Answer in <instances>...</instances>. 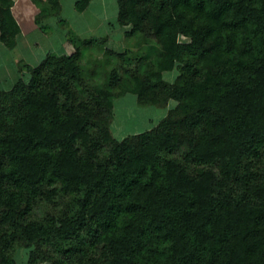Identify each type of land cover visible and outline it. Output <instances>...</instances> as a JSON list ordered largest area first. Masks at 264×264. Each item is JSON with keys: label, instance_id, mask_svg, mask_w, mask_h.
Returning <instances> with one entry per match:
<instances>
[{"label": "trees", "instance_id": "obj_1", "mask_svg": "<svg viewBox=\"0 0 264 264\" xmlns=\"http://www.w3.org/2000/svg\"><path fill=\"white\" fill-rule=\"evenodd\" d=\"M32 1L43 31L46 18L64 20L62 0ZM14 2L0 0L10 48L22 34ZM117 19L126 39H155L156 56L106 48L119 60L93 83L81 61L108 38L71 33L72 52L20 59L28 78L0 89V264H16L18 247L28 264H153L141 223L108 232L124 191L150 201L153 228L172 241L168 264H200L208 245L207 264H264V0H118ZM129 80L139 104H176L118 138L114 104Z\"/></svg>", "mask_w": 264, "mask_h": 264}, {"label": "rangeland", "instance_id": "obj_2", "mask_svg": "<svg viewBox=\"0 0 264 264\" xmlns=\"http://www.w3.org/2000/svg\"><path fill=\"white\" fill-rule=\"evenodd\" d=\"M71 0H63L64 9L60 13V17L63 21L59 20L56 24L61 31L64 29L70 30L72 34H76L75 25L80 21L85 22L83 15L77 16L75 11L71 8ZM32 0H24V4L21 5L22 12L29 16L33 14L36 5H33ZM18 6V3H17ZM32 16V15H31ZM110 15L109 18H111ZM59 17H53V21H57ZM86 23V22H85ZM53 24H51L52 26ZM98 26L99 24H93ZM49 26L46 28L44 33L34 31L28 33L25 37L21 34L18 37V43L13 48H10L4 43L0 38V89H8L11 87L12 82L17 78L25 76L24 72L19 70L20 59L25 60L27 57L35 56L39 58L43 53L47 52L49 49L53 50V44L60 46L61 35L56 32L58 29ZM67 29V30H68ZM58 30V31H59ZM105 32V25H100L99 30L96 34H92L91 38H103L111 37L110 32L107 36L99 34ZM71 33H67V37L70 38ZM64 35V39L66 38ZM103 35V36H102ZM122 32H116L112 35L111 42H95L94 45L86 47V52L82 58V65L84 67L85 75L87 79L93 80V83H102L104 81L105 71H109L114 65L117 64L118 58L116 56L109 55L105 53L106 48H112L115 50H122L124 47L130 49V56L132 58H138L140 56H149L154 58L156 56V49L158 48V43L153 38H147L144 34H137L129 39L124 38ZM47 36V37H46ZM49 36V37H48ZM185 38L184 36H181ZM60 40H59V39ZM38 41L37 45H31L29 42ZM30 46V49L29 47ZM33 51L34 53H32ZM19 61V63H18ZM96 72L93 75V72ZM179 74V69L176 67L172 70L163 73V77L166 80L174 81ZM26 79L28 76H25ZM128 79V78H127ZM128 86V90L123 95L119 96L115 100L114 104V115L112 120V131L118 138H123L127 135L133 134L136 131L146 129L145 127H153L155 123L165 117L169 108L174 107L175 101H171L168 106L160 107L155 105H141L137 101V97L134 93L130 92L132 87V82H124ZM160 177L158 179L157 186H166L163 179V170L160 168ZM152 174V169L148 166L145 172L139 177V181L148 184L150 182V177ZM157 190V188H156ZM121 208L119 214L117 215L114 222H112L108 232L114 233L116 235H123L125 233V227L133 222L141 223L144 230L145 241L144 248L142 250L143 254L149 257L150 262L153 264H168V258L171 255L170 248L172 246V241L164 238L163 233L159 229H154L152 222L154 218L153 208L151 206L148 198H140L138 193L131 191H124L122 194ZM170 207L167 208V210ZM178 208L174 206L170 214H179ZM222 240H218V244H223ZM214 252V246L208 245L207 249L203 251L200 255V264H207L210 260L211 254ZM16 264H28V250L25 247H18L16 252Z\"/></svg>", "mask_w": 264, "mask_h": 264}, {"label": "crops", "instance_id": "obj_3", "mask_svg": "<svg viewBox=\"0 0 264 264\" xmlns=\"http://www.w3.org/2000/svg\"><path fill=\"white\" fill-rule=\"evenodd\" d=\"M14 5H13V13L16 17V19L18 20V22L20 23L21 27H22V34L26 37L28 33L34 32V31H38L41 33H44V31L39 27V25L35 22V17L36 15L40 12V9L38 7H35L33 14H30L29 16H27L26 14H24L22 11V7H20L21 5L24 4V0H14ZM71 8L75 11V13L77 14L78 17H80L81 15H83L85 22L80 21L79 23H77V25H75L76 28V35H78L81 38H91L89 37L92 34H96L99 30L100 25H105V32L99 33V34H103L104 36H107V33H111L110 34V38L109 36L107 38L109 42H111V38L112 35L116 32H122L123 33V37L125 38L124 35V30L123 28L119 25L118 23V19H117V15H118V0H91V2L89 3L88 7L84 10V11H79L76 9L75 6V2L76 0H71ZM18 3V6H17ZM63 3V0H62ZM35 5V4H33ZM62 11L64 9V6L62 4ZM61 11V13H62ZM32 15V16H31ZM110 15H112L111 18ZM53 17L51 18H46L44 20V22L47 24H53V28L56 27V29L59 30L58 26L56 24L59 23V19L57 21H53L52 20ZM93 24H99L98 26H94ZM68 29V27H67ZM64 29L61 31V29L58 31H56L58 33V35H61L62 39L60 40V46L56 45L55 43L53 44V51H58V52H72L73 50V46L69 40V38L67 37V33H71L70 30L68 29ZM45 34V33H44ZM64 35H66V38L64 39ZM102 35V36H103ZM47 37V36H46ZM49 37V36H48ZM30 46L31 45H37L38 41H32L29 42ZM30 46L29 49H30ZM48 51H51V49H49ZM32 53H34L33 51H31ZM26 61L30 62V63H34L36 61L37 58H35V56L29 57V59L27 57H25Z\"/></svg>", "mask_w": 264, "mask_h": 264}]
</instances>
